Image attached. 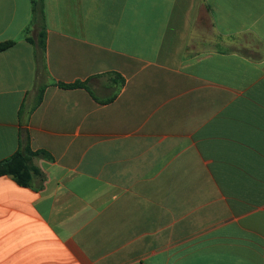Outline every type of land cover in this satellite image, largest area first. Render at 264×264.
<instances>
[{"label": "crops", "instance_id": "1", "mask_svg": "<svg viewBox=\"0 0 264 264\" xmlns=\"http://www.w3.org/2000/svg\"><path fill=\"white\" fill-rule=\"evenodd\" d=\"M42 1L46 72L0 0V162L52 158L0 176V264H264V0Z\"/></svg>", "mask_w": 264, "mask_h": 264}, {"label": "trees", "instance_id": "2", "mask_svg": "<svg viewBox=\"0 0 264 264\" xmlns=\"http://www.w3.org/2000/svg\"><path fill=\"white\" fill-rule=\"evenodd\" d=\"M38 24L39 32L37 36L36 43L29 37V28L23 31L22 37L33 44H36L37 47L42 52L41 60V71L46 72V65L44 54L46 50V28L44 23L43 15V1L42 0H31V21L29 27ZM16 41H5L0 43V53L6 51L7 49L14 46ZM47 85H41L38 89L37 98L34 104L36 107L41 99L44 92V89ZM62 89H73L79 87H85V84L76 83L72 85L58 84ZM33 158H40L46 161H51V156L45 151H32L29 144L27 143L20 151H17L11 157L0 162V176H10L17 184L28 187L31 182V169L29 168V161Z\"/></svg>", "mask_w": 264, "mask_h": 264}, {"label": "rangeland", "instance_id": "3", "mask_svg": "<svg viewBox=\"0 0 264 264\" xmlns=\"http://www.w3.org/2000/svg\"><path fill=\"white\" fill-rule=\"evenodd\" d=\"M28 165H29V167H30V166H33L32 160L29 161V164H28ZM33 168H34V167H33ZM33 168H32V170H33Z\"/></svg>", "mask_w": 264, "mask_h": 264}]
</instances>
